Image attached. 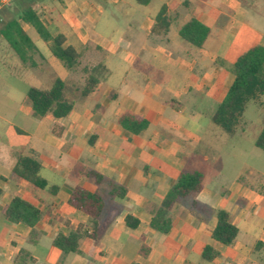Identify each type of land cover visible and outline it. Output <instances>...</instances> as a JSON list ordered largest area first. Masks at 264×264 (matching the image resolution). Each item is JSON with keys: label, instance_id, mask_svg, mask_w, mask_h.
<instances>
[{"label": "crops", "instance_id": "0c3cea01", "mask_svg": "<svg viewBox=\"0 0 264 264\" xmlns=\"http://www.w3.org/2000/svg\"><path fill=\"white\" fill-rule=\"evenodd\" d=\"M50 1L48 10L40 7L41 18L80 53V65L68 70L30 35L38 49L35 66L22 63L10 48L1 51L2 58L14 56L9 64L15 76L0 81V264H16L21 250L30 254L24 264H264V170L248 162L242 147L245 123L227 133L212 121L234 81L231 69L239 54L264 47V0H157L154 10L155 0L146 5L136 0ZM162 6L171 18L170 31L156 35ZM192 17L209 29L199 48L179 35ZM23 27L28 33L30 26ZM92 68L99 69V83L82 97L88 78L84 69ZM56 79L65 82L72 111L59 119L35 116L27 89H49ZM123 114L145 118L148 128L128 133L118 122ZM220 139L225 159L214 149ZM31 151L41 162V177L56 193L48 188L32 193L25 181L12 176L17 152ZM188 160L205 170L203 188L173 207L171 229L160 233L150 226L151 210ZM90 170L124 187L125 196H109L106 185L87 176ZM78 186L102 193L107 205L98 242L84 237L79 253L64 254L53 238L91 226L89 216L69 204ZM17 193L42 214L35 244L28 226L2 214ZM193 202L229 213L239 229L232 245L213 239L215 214L193 209ZM128 215L138 219L137 228L126 225ZM143 244L147 256L141 253ZM206 246L219 253L215 260L202 259Z\"/></svg>", "mask_w": 264, "mask_h": 264}, {"label": "trees", "instance_id": "16d2710c", "mask_svg": "<svg viewBox=\"0 0 264 264\" xmlns=\"http://www.w3.org/2000/svg\"><path fill=\"white\" fill-rule=\"evenodd\" d=\"M150 1L136 0L137 3L143 5L148 4ZM41 17L40 10L36 9L32 4L27 3L25 6L22 5L16 12V15L8 19L0 28L1 40L6 42L22 63L35 66L33 56L38 53V49L23 27L24 25H29L48 46L51 54L65 68L71 71L77 70L80 65V53L74 48L66 46L64 35L59 33L54 34ZM170 26L171 18L167 15V8L162 6L155 18L153 33L156 35H166L170 31ZM179 35L184 41L199 48L203 46L207 39L209 29L196 17H192L186 24L180 27ZM98 70V68L97 70L95 68L84 69L88 78L86 85L81 91L82 97L87 96L99 83V79L95 76ZM231 71L234 75V81L212 116L213 123L227 133L236 132L242 123L243 115L249 103L260 102L261 97L264 95V47L258 45L251 46L242 51L234 62ZM26 95L32 111L37 117H44L50 114L56 119L64 118L68 116L74 106L73 101L68 100L66 97V84L61 79H56L49 89L29 87ZM118 122L125 131L135 135L142 133L149 126V122L145 118L134 114H123L119 117ZM254 145L264 152V125L256 136ZM40 171L41 162L35 152L31 151L28 155L17 152L12 176L25 181L32 193L43 191L46 188L51 193H56L57 188L48 187L47 182L41 177ZM86 174L89 178L94 179L97 184L106 185L109 196L119 198L125 196L126 189L116 184L113 180L105 178L93 170L87 171ZM204 176L205 170L196 169L193 166V160H188L176 182L166 193L161 204L151 210V228L160 233H168L171 229L170 211L178 203L195 196L202 190ZM2 193L3 191L0 188V197ZM69 204L76 210L88 215L91 219V226L89 229H77L68 234L58 233L53 238V245L64 254L79 253L80 242L84 237H90L96 243L98 242L100 220L107 205L105 195L79 186L71 192ZM192 208L199 212H205L208 215L215 214L217 224L212 232V237L215 241L226 246H230L235 242L239 229L232 223L227 211L222 209L213 211L195 202L192 203ZM2 214L5 219L12 223H22L28 226L31 229L29 240L33 244L37 242L39 233L35 230V225L42 218V214L37 207L25 201L17 193L3 207ZM125 221L129 228L135 229L139 226L138 219L131 215H128ZM141 253L144 256L148 254V248L144 244ZM218 255L219 253L211 246H206L202 252V259L213 261ZM29 258V252L21 250L15 263L24 264Z\"/></svg>", "mask_w": 264, "mask_h": 264}, {"label": "rangeland", "instance_id": "374dc122", "mask_svg": "<svg viewBox=\"0 0 264 264\" xmlns=\"http://www.w3.org/2000/svg\"><path fill=\"white\" fill-rule=\"evenodd\" d=\"M17 1L14 0L9 7L5 8L0 13V28L8 19L16 15V12L19 10V8L22 5L25 6L27 3L32 4L38 10L40 9V7H44L46 10L51 8L50 0H27L26 2L25 0L23 1L19 0L18 2L20 4ZM158 5L159 2L155 0L152 4L153 7H150V9L154 10L155 7H158ZM28 33L33 38L34 41L42 42L41 38L32 27L28 29ZM8 48L9 46L0 40V81L5 79H14L12 78V76H15V71L9 64V61L10 60L12 61V58H14V56L7 55L4 58L1 57L3 56V53H1V51ZM37 60L40 61L39 58H37ZM260 100L261 102L249 103L246 112L243 115L242 124L245 123L246 126L243 127V125H241V128H243L244 130V136H245V139H243L242 141V147L248 155V162L255 163L260 169L264 170V152L256 148L254 145V139L256 137V134L264 124V96H262ZM238 134H240V131ZM222 145H223V139H220V141H217L215 143L214 149L216 153L220 154L221 159H225L223 152H221L223 147ZM254 152H257L259 154L258 158L254 156Z\"/></svg>", "mask_w": 264, "mask_h": 264}, {"label": "built area", "instance_id": "2783aa9c", "mask_svg": "<svg viewBox=\"0 0 264 264\" xmlns=\"http://www.w3.org/2000/svg\"><path fill=\"white\" fill-rule=\"evenodd\" d=\"M13 1L14 0H0V11L9 7ZM54 1H58V0H54Z\"/></svg>", "mask_w": 264, "mask_h": 264}]
</instances>
